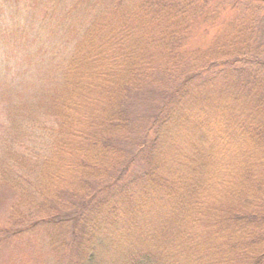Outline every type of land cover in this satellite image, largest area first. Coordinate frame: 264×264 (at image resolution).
Segmentation results:
<instances>
[{"label":"trees","instance_id":"obj_1","mask_svg":"<svg viewBox=\"0 0 264 264\" xmlns=\"http://www.w3.org/2000/svg\"><path fill=\"white\" fill-rule=\"evenodd\" d=\"M113 1L0 0L35 55L0 126L11 234L64 264H264L263 43L231 21L189 48L199 10Z\"/></svg>","mask_w":264,"mask_h":264},{"label":"rangeland","instance_id":"obj_2","mask_svg":"<svg viewBox=\"0 0 264 264\" xmlns=\"http://www.w3.org/2000/svg\"><path fill=\"white\" fill-rule=\"evenodd\" d=\"M92 2L98 4L100 10H113L112 4L115 1L82 0V5L85 7L83 8L90 10ZM141 2L142 0H124L123 4L130 8ZM171 2L177 6L176 10H190V12L199 10L198 13L202 15L193 20L195 25L190 28L193 33L187 44L189 48L210 46L215 37L221 33L222 28L231 21L246 24L249 30L253 27L254 34L258 37V40L254 39L256 44L261 41L264 46V0H171ZM149 3L152 1L150 0ZM65 10L71 9L67 6ZM146 10L156 9L150 6ZM56 16L54 13V17ZM11 18L12 15L7 10H0V126L3 128L9 123L8 111L14 109V105L10 103L18 102L21 105L29 100L26 97L28 92L24 90L26 79L23 78L25 72L22 67L28 65V62L35 57L34 53L25 56L28 54V49L32 50L33 47L23 44L25 34L29 30H24L21 24L11 22ZM153 91L154 89H150L148 93ZM27 109L29 106L25 110ZM29 111L34 114L32 110ZM141 111L142 109H138V112ZM16 199L12 191L0 184V264H64L61 255L47 245L42 229L30 234H11V225L7 219Z\"/></svg>","mask_w":264,"mask_h":264}]
</instances>
